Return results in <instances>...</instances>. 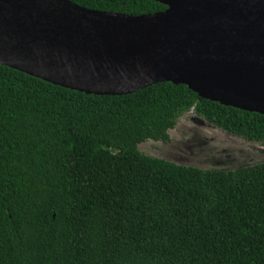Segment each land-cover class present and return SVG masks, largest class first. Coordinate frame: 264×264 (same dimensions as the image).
Here are the masks:
<instances>
[{
  "label": "trees",
  "instance_id": "16d2710c",
  "mask_svg": "<svg viewBox=\"0 0 264 264\" xmlns=\"http://www.w3.org/2000/svg\"><path fill=\"white\" fill-rule=\"evenodd\" d=\"M142 16L155 0H69ZM193 112L264 145V115L184 84L94 95L0 64V264H264V162L178 165L140 150Z\"/></svg>",
  "mask_w": 264,
  "mask_h": 264
},
{
  "label": "water",
  "instance_id": "95a60500",
  "mask_svg": "<svg viewBox=\"0 0 264 264\" xmlns=\"http://www.w3.org/2000/svg\"><path fill=\"white\" fill-rule=\"evenodd\" d=\"M131 16L69 0H0L2 63L57 86L128 95L171 82L264 115V0H155Z\"/></svg>",
  "mask_w": 264,
  "mask_h": 264
},
{
  "label": "rangeland",
  "instance_id": "374dc122",
  "mask_svg": "<svg viewBox=\"0 0 264 264\" xmlns=\"http://www.w3.org/2000/svg\"><path fill=\"white\" fill-rule=\"evenodd\" d=\"M169 136L168 142L150 140L139 148L148 156L204 170L264 162L263 144L229 135L193 112L182 116Z\"/></svg>",
  "mask_w": 264,
  "mask_h": 264
},
{
  "label": "bare ground",
  "instance_id": "6f19581e",
  "mask_svg": "<svg viewBox=\"0 0 264 264\" xmlns=\"http://www.w3.org/2000/svg\"><path fill=\"white\" fill-rule=\"evenodd\" d=\"M2 63H8V64H19L15 63V61L11 60L9 57L5 56L1 51H0V64Z\"/></svg>",
  "mask_w": 264,
  "mask_h": 264
}]
</instances>
